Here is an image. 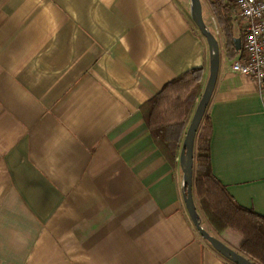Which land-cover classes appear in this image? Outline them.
<instances>
[{
    "label": "crops",
    "instance_id": "obj_1",
    "mask_svg": "<svg viewBox=\"0 0 264 264\" xmlns=\"http://www.w3.org/2000/svg\"><path fill=\"white\" fill-rule=\"evenodd\" d=\"M201 1L225 41L205 114L212 172L264 216V88L233 72L238 51ZM197 68L202 96L210 53L190 0H0V264H232L182 195L201 96L173 164L142 111Z\"/></svg>",
    "mask_w": 264,
    "mask_h": 264
},
{
    "label": "trees",
    "instance_id": "obj_2",
    "mask_svg": "<svg viewBox=\"0 0 264 264\" xmlns=\"http://www.w3.org/2000/svg\"><path fill=\"white\" fill-rule=\"evenodd\" d=\"M224 31L230 54L237 53L231 23L232 8L224 0H209ZM203 69H192L168 83L143 107L145 122L155 145L167 161L175 163L189 116L201 96ZM212 123L204 117L196 137L194 172L195 197L214 230L242 237L239 249L258 264H264V216L241 206L213 174L211 163ZM234 264V263H232Z\"/></svg>",
    "mask_w": 264,
    "mask_h": 264
},
{
    "label": "water",
    "instance_id": "obj_3",
    "mask_svg": "<svg viewBox=\"0 0 264 264\" xmlns=\"http://www.w3.org/2000/svg\"><path fill=\"white\" fill-rule=\"evenodd\" d=\"M191 16L202 36L206 39L210 53L209 78L202 93L201 99L194 111L186 131L179 157L183 173L182 195L188 214L200 235L224 258L234 264H256L243 253L236 251L211 235L201 223V217L194 197V170L196 157V137L200 125L205 117L207 107L214 92L220 68V44L216 35L208 28L203 18V5L201 0H190ZM240 50V41H237V51Z\"/></svg>",
    "mask_w": 264,
    "mask_h": 264
},
{
    "label": "built area",
    "instance_id": "obj_4",
    "mask_svg": "<svg viewBox=\"0 0 264 264\" xmlns=\"http://www.w3.org/2000/svg\"><path fill=\"white\" fill-rule=\"evenodd\" d=\"M232 5L231 19L240 25L243 37L233 72L264 88V0H226Z\"/></svg>",
    "mask_w": 264,
    "mask_h": 264
},
{
    "label": "rangeland",
    "instance_id": "obj_5",
    "mask_svg": "<svg viewBox=\"0 0 264 264\" xmlns=\"http://www.w3.org/2000/svg\"><path fill=\"white\" fill-rule=\"evenodd\" d=\"M225 3H226V4H229L228 2H225ZM203 4H204V5H203V9H204V17H205V20L208 21V19H207V6H206L205 3H203ZM229 6H230L231 8H233L231 4H229ZM234 26H235V34H236V38L242 40L243 32L241 31V26H240V25H237V24L234 25ZM218 39H220L221 46L224 47V46H225V41L223 40L222 35H219V36H218ZM200 212H201V214H202V217H204L201 208H200ZM204 219H205V217H204ZM204 221H206V220H204ZM205 225H206L207 230H209L210 233H211L213 236L217 237L219 240H221L223 243H225L226 245H228V246L231 247L232 249L241 252L240 249H239V245L241 244L240 239H242V237H241L240 235H237L236 233H233V232H231V231H227V232H225L224 234H219V233H217V232L214 230V228L211 226L210 223L207 224V222H205ZM239 238H240V239H239ZM248 257H249V256H248ZM249 258H250V257H249ZM250 259H251V258H250ZM251 260H252V259H251ZM252 261H254V260H252ZM254 262H255L256 264H258L256 261H254Z\"/></svg>",
    "mask_w": 264,
    "mask_h": 264
}]
</instances>
